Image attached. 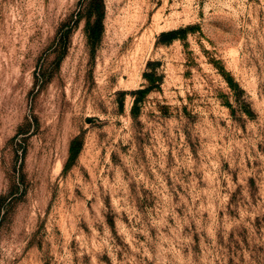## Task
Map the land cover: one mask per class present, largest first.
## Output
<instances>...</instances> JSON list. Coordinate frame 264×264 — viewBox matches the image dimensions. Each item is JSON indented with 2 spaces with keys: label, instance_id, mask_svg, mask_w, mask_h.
I'll list each match as a JSON object with an SVG mask.
<instances>
[{
  "label": "rangeland",
  "instance_id": "1",
  "mask_svg": "<svg viewBox=\"0 0 264 264\" xmlns=\"http://www.w3.org/2000/svg\"><path fill=\"white\" fill-rule=\"evenodd\" d=\"M0 264H264V0H0Z\"/></svg>",
  "mask_w": 264,
  "mask_h": 264
}]
</instances>
